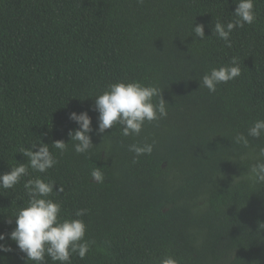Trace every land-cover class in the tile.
<instances>
[{"label":"trees","instance_id":"trees-1","mask_svg":"<svg viewBox=\"0 0 264 264\" xmlns=\"http://www.w3.org/2000/svg\"><path fill=\"white\" fill-rule=\"evenodd\" d=\"M235 8L234 0H0V173L27 162L21 147L69 142L62 154L51 149L58 163L47 173L29 168L14 189H0V232L14 229L23 184L40 176L63 187L51 197L61 217L88 210L85 239L94 243L72 264H159L168 255L179 264H264V183L241 179L264 136L235 142L264 119V0L227 47L212 29L235 20ZM200 23L203 40L193 33ZM234 56L239 77L214 93L200 87ZM120 80L158 86L168 116L139 136H122L119 124L98 134L94 96ZM85 110L96 145L77 154L69 115ZM153 142L133 163L128 145ZM98 166L103 182L90 176ZM6 242L13 250L0 252V264H27Z\"/></svg>","mask_w":264,"mask_h":264},{"label":"clouds","instance_id":"clouds-1","mask_svg":"<svg viewBox=\"0 0 264 264\" xmlns=\"http://www.w3.org/2000/svg\"><path fill=\"white\" fill-rule=\"evenodd\" d=\"M235 11L232 12L235 20L227 23L216 20L212 29V35L225 41L227 47H231V33L236 28H243L245 24L251 25L256 20V0H234ZM193 33L201 40L205 38V25L195 24ZM211 35V36H212ZM242 73L239 59L232 57L228 64L213 67L205 73L200 80V87L215 92L221 83L235 80ZM93 110L99 113L98 128L96 132L104 133L116 124L122 126L121 135L139 136L146 122L158 121L168 116V102L164 99L163 91L155 84H145L139 80H120L110 83L99 95L94 96ZM69 119L77 123L75 130L69 131L70 142L77 154H87L93 148L92 117L87 110L73 111ZM264 136V119H257L247 130V135L237 133L235 142L247 147L250 144L248 137L259 139ZM68 143L63 139L53 141L51 149L59 150L62 154L68 149ZM39 144L38 150L37 145ZM49 144L41 140L35 142L30 148L21 147L20 153L27 157V162L10 165V170L0 173V189H14L25 176H31L29 168L33 172L47 173L53 168L56 159ZM128 150L134 153L133 163L138 162L143 155H150L154 150L153 143H132ZM107 152V150H106ZM256 163L248 169L247 176L241 179L255 185L264 183V148L259 150ZM94 181L103 182L104 173L102 167H95L90 171ZM240 177V176H239ZM237 181L234 179V183ZM233 183V184H234ZM23 187L27 200L23 206L13 213L15 227L10 233L0 232V252H11L13 249L6 241L15 242L20 252L24 253L27 264H48V258L53 264H72L73 256L84 259L91 249L93 241L85 239L87 225L82 219L87 209L79 208L75 212V218L61 217L62 204L52 197L64 191L62 186L56 187L52 180H45L40 176L27 179ZM9 220L8 223H12ZM264 229V223L259 225ZM159 264H179L172 255L160 260Z\"/></svg>","mask_w":264,"mask_h":264}]
</instances>
